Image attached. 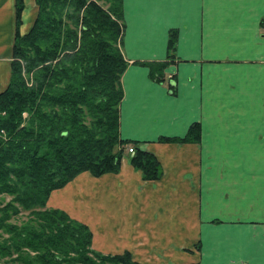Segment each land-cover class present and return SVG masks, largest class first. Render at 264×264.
Listing matches in <instances>:
<instances>
[{
    "label": "crops",
    "instance_id": "1",
    "mask_svg": "<svg viewBox=\"0 0 264 264\" xmlns=\"http://www.w3.org/2000/svg\"><path fill=\"white\" fill-rule=\"evenodd\" d=\"M25 6L22 35L38 11L35 0ZM123 9L121 136L155 154L163 176L144 181L126 155L120 173H84L57 191L61 208L81 198L74 215L93 247L140 264H264V0H123ZM172 30L174 94L140 65L166 61ZM15 33V0H0V93ZM194 123L199 143L159 142Z\"/></svg>",
    "mask_w": 264,
    "mask_h": 264
},
{
    "label": "trees",
    "instance_id": "2",
    "mask_svg": "<svg viewBox=\"0 0 264 264\" xmlns=\"http://www.w3.org/2000/svg\"><path fill=\"white\" fill-rule=\"evenodd\" d=\"M35 3L33 26L22 35L25 0H15L11 77L0 93V264H140L130 252L94 250L88 225L48 208L53 192L84 173H120L126 155L144 181L163 176L155 154L121 136L122 77L129 66L123 0ZM177 42L172 30L166 61L140 64L171 94L174 77L165 70L176 62ZM201 132L194 123L185 137L159 142L197 144ZM24 214L26 220L13 222Z\"/></svg>",
    "mask_w": 264,
    "mask_h": 264
},
{
    "label": "rangeland",
    "instance_id": "3",
    "mask_svg": "<svg viewBox=\"0 0 264 264\" xmlns=\"http://www.w3.org/2000/svg\"><path fill=\"white\" fill-rule=\"evenodd\" d=\"M129 152V151H128ZM90 174V173H89ZM90 177H92L93 179L95 178V179H97L96 177H93L91 174L89 175ZM105 176V175H104ZM100 178V177H99ZM73 182V181H72ZM70 184V183H69ZM68 184V185H69ZM68 185L66 186V187H68ZM66 187H64V188H66ZM63 188V189H64ZM60 190H62V189H60ZM60 190H58V191H60ZM57 191H55V192H53L52 193V195H51V197H50V200H49V202H48V208L50 209V208H52V209H60V210H63V211H65L66 213H68L73 219H75V220H78L77 219V217L74 215L75 214V212L76 213H80V211H83V209H82V207L80 206L79 207V203L78 202H80V203H82V199L81 198H78L79 199V201L77 200V197H76V199H74L75 201H73V199H71V202H70V204L68 205L69 206V208L70 207H72V208H70L69 209V211L70 212H68V209H64V208H61L62 206H61V204L60 203H62V198H61V194H59V193H56ZM76 195H79L78 194V192L76 193ZM86 197L87 198H89L88 197V195H86ZM67 198H69L68 196H67ZM11 198H9V197H4L3 198V201H9ZM68 201V200H67ZM69 202V201H68ZM74 202L76 203V204H74ZM78 203V204H77ZM67 208V207H66ZM84 210L86 211V212H88V213H90L91 212V208H90V206H89V204H87V207H86V205L84 206ZM71 211H73V212H71ZM26 218H27V214H24V215H22V216H19V219L17 218L16 220H14L13 222H20V221H22V220H26ZM88 220L90 221V217L88 216ZM79 221V220H78ZM81 222V221H80ZM83 223V222H82ZM84 224H86V223H84ZM87 225V224H86ZM94 248V247H93ZM94 250H96L95 248H94ZM97 251V250H96ZM99 252V251H98ZM102 253V252H101ZM104 254V253H103ZM123 254V253H122ZM105 255H109V254H105ZM110 255H113V254H110ZM114 255H118V254H114Z\"/></svg>",
    "mask_w": 264,
    "mask_h": 264
},
{
    "label": "built area",
    "instance_id": "4",
    "mask_svg": "<svg viewBox=\"0 0 264 264\" xmlns=\"http://www.w3.org/2000/svg\"><path fill=\"white\" fill-rule=\"evenodd\" d=\"M129 152H130V153H133V149L130 148V149H129Z\"/></svg>",
    "mask_w": 264,
    "mask_h": 264
}]
</instances>
